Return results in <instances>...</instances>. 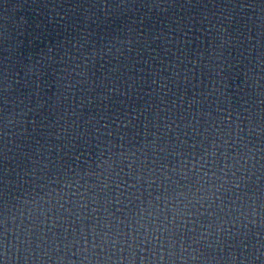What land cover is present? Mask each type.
Instances as JSON below:
<instances>
[{
    "label": "water",
    "instance_id": "obj_1",
    "mask_svg": "<svg viewBox=\"0 0 264 264\" xmlns=\"http://www.w3.org/2000/svg\"><path fill=\"white\" fill-rule=\"evenodd\" d=\"M0 264H264V0H0Z\"/></svg>",
    "mask_w": 264,
    "mask_h": 264
}]
</instances>
